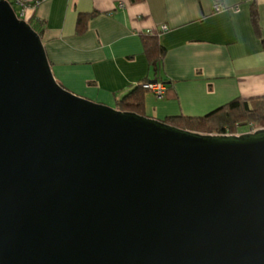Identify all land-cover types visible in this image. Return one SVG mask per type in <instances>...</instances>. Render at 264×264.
<instances>
[{"label":"water","instance_id":"95a60500","mask_svg":"<svg viewBox=\"0 0 264 264\" xmlns=\"http://www.w3.org/2000/svg\"><path fill=\"white\" fill-rule=\"evenodd\" d=\"M0 264H264V127L202 134L78 96L0 0Z\"/></svg>","mask_w":264,"mask_h":264},{"label":"crops","instance_id":"0c3cea01","mask_svg":"<svg viewBox=\"0 0 264 264\" xmlns=\"http://www.w3.org/2000/svg\"><path fill=\"white\" fill-rule=\"evenodd\" d=\"M8 1L43 31L55 80L92 101L115 107L140 82H167L162 99L147 90L143 109L163 120L264 95V0ZM252 3L259 34L250 20ZM91 12L77 33L78 14ZM142 34L158 36L166 50L157 74L143 52Z\"/></svg>","mask_w":264,"mask_h":264},{"label":"trees","instance_id":"16d2710c","mask_svg":"<svg viewBox=\"0 0 264 264\" xmlns=\"http://www.w3.org/2000/svg\"><path fill=\"white\" fill-rule=\"evenodd\" d=\"M29 3L32 4V2ZM91 15H94V12L78 14L76 20L77 33L84 32L88 17ZM250 20L255 32L259 34L258 10L254 3L251 4L250 8ZM28 23L41 37L43 31L39 29V26L35 23ZM141 42L143 52L157 74L166 50L160 43L158 36L155 35L142 34ZM142 83L136 84L124 96L117 99L114 108L143 115L147 90L142 87ZM164 83L166 86L168 85L167 82ZM162 121L181 129L202 134H237L240 132L241 126L249 127V124H252L257 128L264 127V95L249 99L237 97L202 115H167Z\"/></svg>","mask_w":264,"mask_h":264},{"label":"built area","instance_id":"2783aa9c","mask_svg":"<svg viewBox=\"0 0 264 264\" xmlns=\"http://www.w3.org/2000/svg\"><path fill=\"white\" fill-rule=\"evenodd\" d=\"M41 1L43 0H34L32 2V4H30L29 2L23 1V0H18L19 4L22 5H32V6H36L37 4H39ZM221 8V5H216L215 9L219 10ZM164 30L166 29V26L162 27ZM142 87L148 91H150L157 99H162L165 95L166 92V84L164 82H143L142 83ZM257 127L253 126L252 124H249V131H254L256 130ZM238 134V133H237Z\"/></svg>","mask_w":264,"mask_h":264},{"label":"rangeland","instance_id":"374dc122","mask_svg":"<svg viewBox=\"0 0 264 264\" xmlns=\"http://www.w3.org/2000/svg\"><path fill=\"white\" fill-rule=\"evenodd\" d=\"M15 12L18 16H20V13L18 12V9L14 6ZM22 18V16H20ZM68 90V89H67ZM69 91V90H68ZM71 92V91H70ZM74 93V92H72ZM75 94V93H74ZM77 95V94H76ZM79 96V95H78ZM83 97V96H81ZM86 98V97H84ZM155 99H157L156 97H154ZM88 99V98H87ZM158 100V99H157ZM95 102V101H94ZM109 106V105H108ZM111 107V106H110ZM156 119V118H155ZM249 131V127H245V126H241L240 127V132L239 133H244V132H248Z\"/></svg>","mask_w":264,"mask_h":264},{"label":"clouds","instance_id":"9594fccd","mask_svg":"<svg viewBox=\"0 0 264 264\" xmlns=\"http://www.w3.org/2000/svg\"><path fill=\"white\" fill-rule=\"evenodd\" d=\"M238 134H240V133H238Z\"/></svg>","mask_w":264,"mask_h":264}]
</instances>
